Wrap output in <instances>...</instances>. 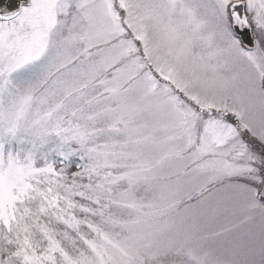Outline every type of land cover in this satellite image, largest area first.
Listing matches in <instances>:
<instances>
[{"label":"snow or ice","instance_id":"1","mask_svg":"<svg viewBox=\"0 0 264 264\" xmlns=\"http://www.w3.org/2000/svg\"><path fill=\"white\" fill-rule=\"evenodd\" d=\"M0 264H264V0H0Z\"/></svg>","mask_w":264,"mask_h":264}]
</instances>
